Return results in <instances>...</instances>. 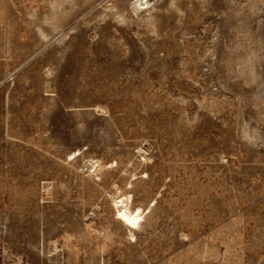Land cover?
Wrapping results in <instances>:
<instances>
[{"label": "rangeland", "instance_id": "obj_1", "mask_svg": "<svg viewBox=\"0 0 264 264\" xmlns=\"http://www.w3.org/2000/svg\"><path fill=\"white\" fill-rule=\"evenodd\" d=\"M0 264H264V0H0Z\"/></svg>", "mask_w": 264, "mask_h": 264}, {"label": "bare ground", "instance_id": "obj_2", "mask_svg": "<svg viewBox=\"0 0 264 264\" xmlns=\"http://www.w3.org/2000/svg\"><path fill=\"white\" fill-rule=\"evenodd\" d=\"M116 202L118 204L120 203L119 205L122 204V208L119 210L118 217L121 218L129 226H135L139 220V214L129 211L122 198L117 199Z\"/></svg>", "mask_w": 264, "mask_h": 264}]
</instances>
